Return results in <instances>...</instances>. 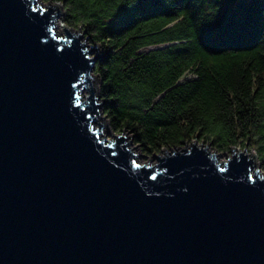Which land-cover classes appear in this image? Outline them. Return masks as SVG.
Segmentation results:
<instances>
[{"label": "water", "instance_id": "water-1", "mask_svg": "<svg viewBox=\"0 0 264 264\" xmlns=\"http://www.w3.org/2000/svg\"><path fill=\"white\" fill-rule=\"evenodd\" d=\"M29 3L42 4L0 0V264H264L256 154L219 162L194 140L135 175L115 169L137 155L98 122L100 47L57 33L62 6L41 19Z\"/></svg>", "mask_w": 264, "mask_h": 264}, {"label": "trees", "instance_id": "trees-1", "mask_svg": "<svg viewBox=\"0 0 264 264\" xmlns=\"http://www.w3.org/2000/svg\"><path fill=\"white\" fill-rule=\"evenodd\" d=\"M138 4H62L63 24L85 31L102 50L94 69L111 131L131 132L145 154L194 140L219 153L246 149L264 172V32L215 20L219 11L222 19L240 11L258 23L264 0ZM205 31L220 38L207 43Z\"/></svg>", "mask_w": 264, "mask_h": 264}, {"label": "snow or ice", "instance_id": "snow-or-ice-1", "mask_svg": "<svg viewBox=\"0 0 264 264\" xmlns=\"http://www.w3.org/2000/svg\"><path fill=\"white\" fill-rule=\"evenodd\" d=\"M65 2V0H43V5H37L36 7H32L31 3H29V8L30 11L32 13H35L39 18L44 19L45 13H50V12H55L57 11L60 6ZM180 0H177V4L179 5ZM220 4V3H219ZM138 7H142L141 5V0H139V4ZM223 7L222 4H220V11L221 8ZM220 11L219 14L215 16V20L217 21V23L219 22L221 24V26L223 28H227V29H233V30H255V29H259L261 32H264V12H261L260 15V19L258 23H254L252 19L249 18L248 14L246 12H236L231 14L228 17L225 18H221L220 16ZM195 18V17H194ZM220 38V34L219 33H211L208 31H205L202 33V39L207 42V43H211L214 40H217ZM40 43L42 45H44L45 47H48V41L45 40H41L40 39ZM52 48V52L53 54H58L60 56L64 55V52L62 50H59L56 48V45L53 44L51 46ZM83 101H76L73 106L78 110L79 109V105L80 103H82ZM70 103H72V100L70 98ZM115 137H119L122 136L123 133L121 132H116L113 134ZM95 139V137H93ZM109 139H113V136H109ZM112 145L110 144L109 147H111ZM108 157H117L118 153L116 151H111L109 153L106 154ZM139 156V154L137 153V157ZM106 163L110 166H112V160L111 159H106L105 160ZM152 165H150L147 161L144 164H140L137 162L136 158H133L132 156H127V167L125 169H120V164L117 163L115 166V169L122 171V172H127L130 175H135V173H133V169H141V168H145V167H151ZM114 168V167H113ZM221 171H223V169H221ZM145 175H148L147 173H145ZM150 179L155 181L157 179L156 176H150ZM248 180H252V177H247ZM261 180H264V177L260 178ZM185 191H187V189H185Z\"/></svg>", "mask_w": 264, "mask_h": 264}, {"label": "rangeland", "instance_id": "rangeland-1", "mask_svg": "<svg viewBox=\"0 0 264 264\" xmlns=\"http://www.w3.org/2000/svg\"><path fill=\"white\" fill-rule=\"evenodd\" d=\"M38 3H42L41 0H38ZM43 4V3H42ZM41 4V5H42ZM62 6V5H61ZM63 8V7H62ZM63 17H64V12H63V15H61V18H59L57 20V24H59V29H57V33H63V29H62V26L64 25L63 24ZM65 26V25H64ZM66 27V26H65ZM91 44V43H90ZM99 52L101 54L102 53V50L99 49ZM94 56V55H93ZM91 77H96L97 78V86H98V93L97 95H99V91H100V85H101V82H100V79L99 77L97 76L96 72H95V69L92 70L91 72ZM100 98V96H99ZM100 101V99H99ZM99 114L101 115V117H103L102 119L104 120L103 123L105 124V126L108 128V130L110 132H107L106 134V130L105 128L103 127V130H102V135H105L106 134V137L107 139H109V136H111V134L113 135L114 132L111 131L110 127H109V123H108V120L106 118V116L104 115L103 113V109H100L99 110ZM123 134H125L128 139H131V148L134 149L136 151V153H134L135 155H137V153L139 154V156L137 157V160L140 164H144L146 161L150 164L151 163H157V160L156 158H154V154H156L157 156H162L164 153V151L166 149H161L159 152H154L153 154H145L142 152V146L140 144H138L137 142H135V139H134V135L131 133V132H122ZM189 144V143H188ZM200 144H203V143H199L197 142V145L199 146ZM203 145H207V144H203ZM182 148L184 147L183 145L181 146ZM208 149L212 152V153H216L217 154V157H218V161L219 162H225L227 160V157L230 155V153H219V152H216L214 151L209 145H207ZM167 151V150H166ZM152 159V160H151ZM151 160V161H150ZM152 165V164H151ZM257 167H259L260 169V166H259V163L257 161ZM260 171L264 174V172L260 169Z\"/></svg>", "mask_w": 264, "mask_h": 264}, {"label": "bare ground", "instance_id": "bare-ground-1", "mask_svg": "<svg viewBox=\"0 0 264 264\" xmlns=\"http://www.w3.org/2000/svg\"><path fill=\"white\" fill-rule=\"evenodd\" d=\"M37 2H38V0H37ZM57 29H59V24H57ZM94 84H95V86H96V89H98V86H97V83L95 82L94 83V81H92V84H91V87H94ZM99 113V112H98ZM101 115L99 114V116L97 117L98 119H99V121L98 122H100L101 121ZM104 120L102 119V122H103ZM132 151H133V153H136V151L134 150V149H132ZM151 163V162H150ZM152 165H155V163H151Z\"/></svg>", "mask_w": 264, "mask_h": 264}]
</instances>
